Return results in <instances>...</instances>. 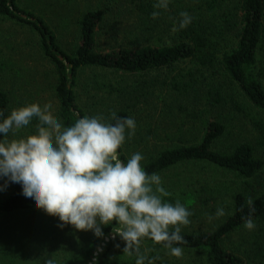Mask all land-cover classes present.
<instances>
[{
    "label": "trees",
    "instance_id": "1",
    "mask_svg": "<svg viewBox=\"0 0 264 264\" xmlns=\"http://www.w3.org/2000/svg\"><path fill=\"white\" fill-rule=\"evenodd\" d=\"M155 3L156 0H109L103 6L86 9L77 19L79 39L70 52L58 45L42 17L20 6L18 0H0V16L24 23L36 32L39 53L52 65L49 84L57 113L66 127L86 116L78 91L84 70L132 74L163 68L172 71L179 64H188L184 70L179 68L170 75L159 92L156 87L151 92L182 99L179 102L186 107L183 118L197 120L199 134L182 139L178 136L180 128L174 126L172 133L177 137L167 133L165 142L155 138L145 146L141 166L149 174L166 177L178 165L204 162L230 172L242 187L237 186L238 190L231 194V207L225 216L204 227L181 229L186 243L174 247L193 251L196 255L192 261L164 264H264V180L259 179L264 157V0H170L168 9L158 10L159 17L153 19ZM181 12L194 19L186 28L173 32L174 27L178 28ZM120 16H125V41L110 44L109 50H100L96 35L102 28V32L116 29L113 24L118 22L112 23L107 17ZM105 27L108 29L104 30ZM165 32H169L168 41L155 45L150 42L154 36L161 39ZM9 113L8 93L0 89V122ZM115 113L129 117L125 109ZM233 120L248 123L250 131L242 137L232 136L228 148H217L223 136L233 133ZM150 134L154 136L155 130ZM5 137L0 133V141ZM138 139L143 144L148 142ZM128 146L125 140L118 150L124 163L135 154ZM177 181L163 186L171 193L164 198H171L174 203L179 200L207 220L208 216H215L217 195H212L213 185L209 181L196 175H182ZM7 188L0 198V218L37 208L34 199L22 194L21 184L10 181ZM248 197H252L256 209L251 214L256 227L251 231L244 227L249 215ZM115 227V221L102 226L104 236H94L80 257L68 260L67 264H102L112 249L125 246L114 233ZM234 234L241 239L231 245L230 236ZM141 243L156 245L148 238ZM136 258L125 264H135ZM144 264H148V259ZM153 264L163 262L159 258Z\"/></svg>",
    "mask_w": 264,
    "mask_h": 264
},
{
    "label": "rangeland",
    "instance_id": "2",
    "mask_svg": "<svg viewBox=\"0 0 264 264\" xmlns=\"http://www.w3.org/2000/svg\"><path fill=\"white\" fill-rule=\"evenodd\" d=\"M108 1L18 0V3L26 10L40 15L51 27L58 45L66 52H70L79 39L77 19L81 13L89 8L103 6ZM124 17H107L112 23L118 22V24H113L116 29L110 32H102L103 28L99 30L96 40L100 50H109L110 44L117 45L125 41L122 39V29L125 27L122 24L125 23ZM119 24L123 27L120 28ZM107 29V27L104 28V30ZM168 34L169 32H165V35H161V39L154 36L150 42L155 45L161 43L162 40L168 41ZM187 67L188 64H179L172 71L163 68L132 74L110 73L107 70L101 71L95 68L86 69L80 74L78 84V91L82 98L81 106L88 117L108 116L117 109H125L129 117L136 122L135 135L130 139L126 136L131 153L143 155L145 146L150 142L153 143L155 138L165 142L167 133L177 137L176 133H172L174 126L180 128L178 136L182 139L198 136L197 120L183 118L186 114L184 109L186 107L185 103L179 102L183 101L182 99H174L171 97L173 95L164 92L160 96L151 92L152 87H156L155 91L159 92L161 85L167 82L170 75L175 74L179 68L184 70ZM52 77V65L40 55L37 48L36 32L31 31L24 23L0 16V89L8 93L10 112L32 103H38L41 107L51 103L53 115L62 122L57 113V104L49 84ZM32 94H37V96ZM37 123L38 121L34 119L15 135L10 132L5 140L26 137L35 133ZM231 123L234 127L233 133L227 134L226 137L223 136L220 142H217V148H228L232 136L242 137L250 131L248 123L235 120ZM151 130H155L154 136H151ZM138 138L145 140L149 138V140L143 144L138 141ZM262 159L263 169L260 173V180L261 178L264 180V157ZM182 175L201 176L205 181H209L213 185L212 195H217V208L223 206L225 211H229L231 194L238 190L237 186H240L236 176L208 163H186L168 171L166 177L160 175L162 186L177 183V178ZM8 183L10 181L7 178L0 177V198L6 194ZM194 185L198 186V184ZM241 187L242 185L239 188ZM164 200L175 204L171 198H164ZM191 212L193 214L189 217L190 224L182 228L191 230L207 226L209 221L205 217L200 216L194 209ZM61 223L58 217L50 216L38 208L2 216L0 218V263L45 264L47 259H53L55 264H67L68 260L80 257L95 236L93 231H79L72 225H65L61 228L58 226ZM102 226L104 225H100ZM240 239L235 234L231 235V245H236ZM124 247L112 249L102 264H125L136 256L135 253L132 256L123 253ZM140 252L149 257L156 254L163 264L174 261H192L196 255L193 251L183 250V256L177 258L169 255L168 250L163 246L150 243H141Z\"/></svg>",
    "mask_w": 264,
    "mask_h": 264
},
{
    "label": "clouds",
    "instance_id": "3",
    "mask_svg": "<svg viewBox=\"0 0 264 264\" xmlns=\"http://www.w3.org/2000/svg\"><path fill=\"white\" fill-rule=\"evenodd\" d=\"M169 3L156 0L152 18H158V10H167ZM180 17L173 32L186 28L194 19L187 12H181ZM34 119L38 121L35 133L0 141V177L21 184L22 194L34 199L38 209L58 217L61 228L72 225L79 231L91 230L99 238L104 236L100 225L115 221L113 231L125 242L123 253H135V264H144L146 259L153 264L159 259L141 254L145 238L162 245L169 255L183 256L182 248L174 245L186 243L181 229L190 224L193 213L179 200L175 204L164 200L171 193L162 186L159 174H149L141 166L144 157L140 153L126 163L119 158L126 136L130 139L135 135L133 118L111 112L108 116H84L66 127L53 115L51 103L43 107L32 103L13 109L0 122V133L15 135ZM247 204L244 227L251 231L256 227L252 197L247 198ZM225 215L220 207L208 220ZM45 264L55 261L47 259Z\"/></svg>",
    "mask_w": 264,
    "mask_h": 264
}]
</instances>
